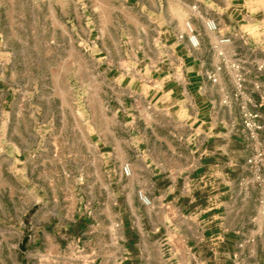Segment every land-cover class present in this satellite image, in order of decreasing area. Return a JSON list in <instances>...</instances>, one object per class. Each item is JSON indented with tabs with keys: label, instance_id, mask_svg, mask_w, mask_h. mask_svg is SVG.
I'll return each instance as SVG.
<instances>
[{
	"label": "crops",
	"instance_id": "1",
	"mask_svg": "<svg viewBox=\"0 0 264 264\" xmlns=\"http://www.w3.org/2000/svg\"><path fill=\"white\" fill-rule=\"evenodd\" d=\"M74 1L81 39L102 42L90 48L93 67L114 90L108 107L138 153L127 196L143 205L142 192L151 201L135 216L131 244L147 255L153 246L159 259L139 261L203 264V250L225 253L228 236L245 230L264 193L240 185L249 150L242 99L233 97L235 73L252 98L264 82V0ZM124 165L117 163L119 176ZM125 242L116 240V248Z\"/></svg>",
	"mask_w": 264,
	"mask_h": 264
},
{
	"label": "rangeland",
	"instance_id": "2",
	"mask_svg": "<svg viewBox=\"0 0 264 264\" xmlns=\"http://www.w3.org/2000/svg\"><path fill=\"white\" fill-rule=\"evenodd\" d=\"M74 2L0 0V264L159 259L153 246L147 255L131 244L145 208L126 193L138 153L108 107L114 90L93 67L90 48L102 42L81 39ZM120 162L129 175L122 167L119 176ZM258 197L245 230L228 236L225 253L203 250V264H264Z\"/></svg>",
	"mask_w": 264,
	"mask_h": 264
},
{
	"label": "built area",
	"instance_id": "3",
	"mask_svg": "<svg viewBox=\"0 0 264 264\" xmlns=\"http://www.w3.org/2000/svg\"><path fill=\"white\" fill-rule=\"evenodd\" d=\"M209 29H215L213 23L208 24ZM189 42L195 46L197 44L194 35L190 36ZM221 43L229 42L228 38H224ZM233 69L238 67L231 66ZM211 82H216L217 78L214 74L209 76ZM234 92L233 97L242 99L239 106L240 109V131L242 138L246 142V147L249 150V155L245 159V171L248 173V178L240 182L241 186H247L252 183L257 187L264 189V122L261 121L264 110V82L256 83L254 88L259 91L257 98L245 94L244 78L240 73H235ZM125 176L129 175V168L125 166L122 168ZM138 197L145 206H149L151 201L142 193H138Z\"/></svg>",
	"mask_w": 264,
	"mask_h": 264
}]
</instances>
